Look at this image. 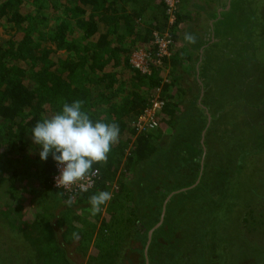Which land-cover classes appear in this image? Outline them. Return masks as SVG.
I'll return each instance as SVG.
<instances>
[{"label": "trees", "instance_id": "obj_1", "mask_svg": "<svg viewBox=\"0 0 264 264\" xmlns=\"http://www.w3.org/2000/svg\"><path fill=\"white\" fill-rule=\"evenodd\" d=\"M183 1H177L170 26L166 0H0V234L13 248L7 250L8 264H44V250L51 255L54 250L64 260L76 251L85 256L92 238L96 253L88 264H116L117 259L130 264L132 254L141 264H264V252L258 248L263 242L264 170L257 180L245 172L251 153L264 154V136L259 149L244 144L241 154L230 156L227 166L236 169L222 176L221 157L207 149L205 171L192 188L200 173L202 146L195 147L190 137L177 146L178 153L163 151L158 144L164 115L179 109L173 89L181 88L180 66L188 58L176 34ZM164 31L168 55L159 58L156 35ZM139 51L159 58L160 64L142 73L131 63ZM162 69L170 78L163 84ZM195 84L201 86L197 78ZM158 86L165 100L158 126L135 133L131 121L149 105ZM188 90L193 111L200 92L195 94L194 86ZM75 100L84 101L83 110L94 122L115 121L120 131L106 162L92 166L98 170L93 187L70 195L54 187L56 162L51 155L40 159L41 148L32 142L31 130L61 111L63 103ZM178 123L167 129L174 131ZM261 162L251 161L254 168L263 167ZM127 174H133L136 192L132 209L131 199L121 194L131 191L118 177ZM113 183L117 188L111 191ZM99 191L111 192L112 199L93 216L88 200ZM169 195L145 255L147 232L159 221ZM69 198H74V206L57 213L56 199ZM172 209L178 212L174 223L169 219ZM27 220L35 237L23 232ZM83 222L86 226L80 229ZM162 234L174 242H159ZM132 240L139 247L133 248Z\"/></svg>", "mask_w": 264, "mask_h": 264}, {"label": "rangeland", "instance_id": "obj_2", "mask_svg": "<svg viewBox=\"0 0 264 264\" xmlns=\"http://www.w3.org/2000/svg\"><path fill=\"white\" fill-rule=\"evenodd\" d=\"M177 1L178 0H173V6H172V4H170V2L166 0V2L168 4V9L166 11H167V13H169L168 25H170V26L175 22L174 18L172 17L173 15L171 13L173 12L172 10L176 8L175 6H176ZM197 1H199V4L200 3L204 4L203 3L204 0H197ZM185 2L186 1H184V4H182L181 6H184L185 9H187L189 11V13L191 12L190 13L191 17L194 16V11L197 13L198 10H202V9L204 10L203 12H201V16L199 17L200 18L199 23H203V18H205L204 15H206V17H209L210 13L208 11H211L213 8L222 7L223 4H226V2H224V0H219V1L215 0L213 3H210V1L209 2L207 1L204 4L205 6H199L197 3H194V1L190 2L188 0L186 3ZM241 2L243 3L244 1L241 0ZM245 4H246L245 10H243L241 12L242 17H244L245 15L248 14L247 15V22L243 23V25H245V27H242V29H240V30L236 29V32H233L232 31L233 29H231L230 27H228V26L222 27V26H220V24H218L216 26V29L214 32L215 35L217 33V38H215V36L213 37L212 35L208 36L210 38V42L207 43L206 46H208V50L205 51L206 55H208V56H205V58H204V56L200 57L199 64H198V69H199L198 71L200 72V76L206 84L208 81H209V83L213 84L214 87H211V88H212L213 92L216 93L215 95L217 97H219L220 99L227 100L230 98V95H233V97L235 99L241 98L243 100V103L239 104L237 107L232 108L234 115H231L230 117H228L226 119H222L220 121V124L226 125L224 128V132L220 133V140L225 141L227 145H229V144L238 145L239 140L238 139H232L231 136L232 135H243V136L247 135V139H246V137H240L239 136V138L242 142V144H239L240 147H242L247 142V144L243 148L250 147V148L259 149L260 144H262V142H263V139L260 138V139L254 141V139H257L260 135H252L250 132H249V134L247 133L248 125L251 124L252 117L255 115L256 110H259V109H252L250 107V105L246 102V100H251V98L253 97L250 95L251 90L262 91L260 86H263V89H264V0H255V1L254 0H246ZM181 13L184 14L185 12L182 11ZM237 13L239 14V12H237ZM239 15H237V16H239ZM232 16H233V14H232ZM252 17H253V19H252ZM183 19H185V18H183ZM231 23L235 24V20H232ZM193 25H194V27L195 26L197 27V30H195V32H196L195 34L191 33V29H193L194 27L193 28H190V27ZM247 25H248V28H247ZM178 26L179 27H176V29H177L176 34H178V36H180V37H181V35L184 36L186 34H191L195 37V43H198L200 40V35L197 34L200 32V30H204L205 35H208V32L210 33V28H208L206 26V27H203L201 29L196 20L194 21V23L191 21H185L184 22L182 20L179 22ZM165 31H164V34H162V36L167 35V32H165ZM183 31H185V32L183 33ZM222 31H224L225 35L227 32L232 31V35H233L232 43H230V41H227L228 37L222 36ZM0 33H1V28H0ZM212 38L217 39V41L214 43H211ZM202 39L203 38H201V40ZM236 39H238L239 42L243 41V43H235ZM180 43H181V41L178 40L177 44L181 46L180 47L181 52H183V53L185 52L184 54H187V56H188L187 60L182 61V64L180 66V70L184 74H183V78H181L179 81V82H181V88L186 90L187 95H182L180 93L179 89H181V88L178 87L179 88L178 89L179 92H178L177 88L174 87L173 91L178 96L176 101H177V105L179 107V109L176 111V113H174L173 118H171L174 120H176V119L181 120L182 119L181 116L184 113H190L191 112L190 107H191V104L193 102L189 101L192 98L190 97V94H189L190 92L188 90V86H194L193 84H191V82H192V80H191L192 79V77H191L192 76V68H193L195 58H198V56L202 52V49L197 50L198 48H196V47L193 48L192 46L181 45ZM132 56H131V58H132ZM227 59H230V61H227ZM245 59H248V63H247L248 66L247 65L244 66V67H248V68H246L247 74L245 75L248 81L243 83L241 81V78H239L238 82L241 81L240 85H234L233 86V84H232L233 80L238 78L237 74L234 75L233 69H237V68L238 69H244L241 63ZM225 70H226V75L222 74V76L220 78L221 72L225 71ZM225 76H227L226 77V79H227L226 86L230 85V87L227 88V90L224 92V90H223V84H224L223 78ZM160 78H161L160 79L161 84L169 82L170 78H169L168 70L162 69L160 72ZM185 79H187V80H185ZM241 85L244 88L241 87ZM194 91H195V89H194ZM262 92L264 95V91H262ZM153 96H155V97L159 96L163 100V102H165V100L161 97V86H158V88L155 89V92L152 94L151 97H153ZM232 102H236V101H232ZM259 111L260 112L257 113L258 115L256 114V117L261 115V112L264 111V108L259 110ZM182 122L183 123L181 125H179L175 128L176 131H180L181 130L180 128L186 124L185 120ZM187 133H188V135H193L191 131L187 132ZM262 135H264V134H262ZM168 141L169 142L171 141L170 138ZM235 142H237V143L235 144ZM234 148H236V147H229L228 149H226V151H225V149H223V152H221L220 154L227 157L229 155H232V153H235V152L237 153L241 150V149L237 150ZM163 151H165V150L163 149ZM238 154H241V153L239 152ZM262 160H264V154L260 153V152H259V154H256V155L251 153L247 157V162H250V163L247 165L248 168L245 170V172L251 173L252 178L255 177V180H257L259 178V174H263L264 166L263 167L258 166L256 168H254V164H252L251 161L261 162ZM242 162H243V160H242ZM261 163H264V161H262ZM56 201H57V204H59L58 205L59 209L57 210V213L61 209L64 210L65 206H71V207L74 206L73 203L71 205H69L67 203L68 201H60V199H56ZM261 205H263V203H261ZM257 207H259V205ZM255 212L257 213V210H255ZM11 216H13V214ZM16 216H17V213H16ZM28 217L29 218H27V219H30L31 213L29 214ZM16 221L17 220L12 219V222L15 224V226L18 227L19 223ZM29 223H30L29 220L24 222V224H26V225H25V228H23L24 229L23 232L27 233V235H29V236L35 237V234H34L35 231L31 230V224H29ZM35 226H36V224H35ZM85 226H86V223L83 222L82 225H79L78 227L81 229V228H84ZM20 228L21 227H19V230L22 231L23 229L21 230ZM259 233H260L261 237H263V242H262V244H260V247H258V248H260L262 250V252H264V224L262 225V227H260ZM96 234H95V237H96ZM94 241H95V239L92 238L89 246L85 250V253H86L85 256H82L83 253L81 251L80 252L76 251L75 252L76 254L73 256V258H69V259L64 260L60 257L61 254H59V253L55 254L54 250H51L52 255L49 253L48 250H44V252H40L41 253L40 257H41L44 264H88L87 260L89 259V257H91L90 255H93L96 253V249L93 246ZM45 246H47V245L45 244L43 247H45ZM10 249H13L12 246H11V248H8V246L3 242V233H1L0 234V264H8L11 256L10 257L8 256L10 252L7 253V250H10ZM46 249H49V247H47ZM44 255H48V256H44ZM55 255L57 258L53 257ZM47 259H50V260H47ZM137 260H140V259L138 257L134 256V254H132L131 255V262L135 264ZM141 262L142 261L140 260V264H141ZM29 263L30 264H36V263L38 264L39 262L35 263L34 260H31ZM115 263L116 264H122V261L120 259H117L115 261Z\"/></svg>", "mask_w": 264, "mask_h": 264}, {"label": "crops", "instance_id": "obj_3", "mask_svg": "<svg viewBox=\"0 0 264 264\" xmlns=\"http://www.w3.org/2000/svg\"><path fill=\"white\" fill-rule=\"evenodd\" d=\"M186 2L188 0H185ZM194 1V3H197L199 6H205V2H209L213 3L215 0H204L203 3L204 4H199V1L197 0H189ZM219 1V0H218ZM244 1L243 3L241 2V0H224V2H226V4H223L222 7H217V8H213L211 11H208L209 17L203 18V23H199L200 22V16H201V12H203L204 10H198V12L196 13L194 11V16L191 17L190 13L187 9H185L184 6H182V11H184L185 13L182 14V20L185 21H191L194 23V21L196 20L197 23L199 24V27L202 29L203 27H208L210 28V33L208 32V35H205V31L204 30H200L199 34L200 35V40L198 43H189L187 42L184 37L185 35H181V37L179 36V41H181V45H189L192 46L193 48H198L197 50L202 49V52L200 53V55L198 56V58H195L194 64H193V68H192V82L194 83V89H195V94H197L198 92H200V95L198 96V100L195 101V105L193 111H191L190 113H184L181 117V120H174L171 119L173 118V114L172 115H164V121H162L159 124V130H160V138H159V142L158 144L161 146L162 149L167 150L170 149V151H173V153H178V147H180L181 143H183L188 137H190L191 139H193L195 141V147L198 148V146H202V157L200 160V173L197 176V179L195 180V182L192 184V187H195L200 179H201V171L203 172L204 166V160H205V151L208 149V151H212L215 154L219 155L221 157V164L220 165V170L222 171V174H220L219 176H222L225 174V171H229V170H235V166L229 167L227 166L228 164V158L232 155H237L239 152H235L232 153V155H229L227 157H225L224 155H221L220 153L223 152V149H228L229 147H236L234 149H240V145L242 144L240 137H246L247 139V135L243 136V135H232L231 138L232 139H238L239 140V144L238 145H233V144H229L227 145L225 141H221L220 140V133L224 132V128L226 125H222L220 124V121L222 119H226L228 117H230L231 115H234V112L232 111V108L237 107L239 104L243 103V100L241 98L235 99L233 97V95H230V98L225 100V99H220L219 97H217L213 92L211 87H214L213 84L209 83V81L207 82V84L203 81V79L200 76V72L198 71V64H199V59L201 56H208L206 55V52L208 50V46L207 43L210 42V38L208 37L209 35H212L213 37L215 36V38H217V33L215 35V29L216 26L218 24H220V26L224 27V26H228L231 29H233V32H236L237 30L242 29V27H245V25H243V23L247 22V15H245L244 17H242L241 12L243 10H245V2L246 0H242ZM255 1V0H254ZM189 3V2H188ZM184 4V1L183 3ZM244 8V9H243ZM200 12V13H199ZM239 12V14L237 13ZM199 13V14H198ZM233 14V16H232ZM239 15V16H237ZM237 16V17H236ZM185 18V19H183ZM234 18V19H233ZM253 19V17H252ZM232 20H235V24H232ZM193 26H191L190 28H193ZM248 28V25H247ZM195 30H197V27L195 26L193 29H191V33H196ZM209 31V30H208ZM232 31L231 32H227L226 35L224 33V31H222V36L223 37H228L227 41H230V43H232V39H233V35H232ZM185 31H183L184 33ZM207 36V37H206ZM201 38H203L201 40ZM217 39L212 38L211 43L216 42ZM229 43V44H230ZM235 43H243L239 42L238 39H236ZM227 61H230V59H227ZM248 63V59H245L241 64L243 66L244 69H233L234 75L237 74L238 78L233 80L232 84L234 85H240L241 81L243 83H245L247 80L246 78V74H247V69L248 67H244L245 65H247ZM248 66V65H247ZM227 70V69H226ZM226 70L222 71L220 74V78L222 76V74L226 75ZM187 71V70H186ZM227 76H225L223 78L224 84H223V90L224 92L227 90V88L230 87L226 86L227 84ZM197 78L198 82L201 83L200 85L195 84V79ZM239 78H241V81H239ZM190 80V81H191ZM241 87H243L241 85ZM244 88V87H243ZM261 90L264 91L263 86H260ZM262 91H257V90H251L250 95L253 96L251 98V100H246V102L250 105V107L252 109H263L264 108V95ZM152 96V95H151ZM254 98V99H253ZM232 101H236V102H232ZM193 102V101H190ZM245 103V102H244ZM256 110L255 115L252 117V122L251 124L248 125L247 127V133L249 134V132L252 135H260L257 139L258 140L260 138H263L264 135V111L261 112V115L256 117V114L259 113L260 111ZM159 114V113H158ZM258 115V114H257ZM138 115H136L132 121H131V129L134 130L135 133H139L135 130L134 128V121L135 118ZM171 120H173L174 123L179 122L177 126L181 125L183 122L182 121H186V124L183 125L180 129V131H176L174 129V131L169 130L167 128H169V125H173V122H171ZM166 128V129H165ZM169 131V132H168ZM192 132L193 135H188L187 132ZM138 134H135L134 136H132L127 144V148L126 150L128 151L131 147H132V142L135 140L136 136ZM170 138V142L168 141ZM167 142V143H166ZM249 142V141H248ZM237 142H235L236 144ZM247 144V142L245 143ZM172 146V147H171ZM200 149V148H199ZM201 152V151H200ZM193 165V164H192ZM120 171H122V169H120ZM122 176L121 178L123 179V182H126V188L128 191H131V193H121L123 195H126L125 197H127L128 200L131 199V201L129 202V207L130 209H132L133 207V196L135 197L136 192L133 191L134 186L132 185V183L134 182L133 179V174H127V175H118ZM212 187V186H211ZM117 188V183H113V188L111 189V191L115 190ZM214 189V187H213ZM212 189V191H213ZM126 190V191H127ZM182 191H185L182 190ZM211 191V192H212ZM177 192H181L180 190H178ZM174 192V193H177ZM214 192V191H213ZM125 193V194H124ZM124 197V199H125ZM170 198V195L164 200L163 204H162V209H161V214H160V218L162 216V218L164 217V213H165V209H166V204L168 202ZM124 199L122 201H124ZM121 201V202H122ZM125 204V202H124ZM168 210V209H167ZM163 213V215H162ZM178 212L174 211L173 209L170 211V221L172 219H178L177 217ZM130 217V216H129ZM160 218L159 221L147 232V243H146V248L144 250V254L147 251V246L150 243L151 240V236H152V232H154L155 230H157L158 226H160L161 222H160ZM162 221V220H161ZM177 221H171V223H174ZM118 227V225L116 226ZM166 234V233H164ZM163 237V238H162ZM162 237L158 240L159 242H163V243H173L174 240L173 238H164V235L162 234ZM163 239V240H162ZM135 240H132V245L133 248L139 247V243L138 242H134ZM130 264H134L132 262H130ZM135 264H140V260H137Z\"/></svg>", "mask_w": 264, "mask_h": 264}, {"label": "clouds", "instance_id": "obj_4", "mask_svg": "<svg viewBox=\"0 0 264 264\" xmlns=\"http://www.w3.org/2000/svg\"><path fill=\"white\" fill-rule=\"evenodd\" d=\"M174 11V10H172ZM174 18V13H171ZM184 39L195 43V37L186 34ZM84 101L75 100L71 104L65 102L61 111L51 117L37 122L32 128V142L40 146L39 157L46 161L51 155L57 163L59 176L58 187L70 188L75 185L80 191H87L81 183L85 177L94 173L93 164L104 163L113 145L119 139V125L113 121H93L83 110ZM74 198H69L68 204ZM112 199L109 191H99L89 197L90 214L96 215L101 206Z\"/></svg>", "mask_w": 264, "mask_h": 264}, {"label": "built area", "instance_id": "obj_5", "mask_svg": "<svg viewBox=\"0 0 264 264\" xmlns=\"http://www.w3.org/2000/svg\"><path fill=\"white\" fill-rule=\"evenodd\" d=\"M172 4L173 6V0H167ZM157 37V43H158V52L156 56L159 58L163 55H168V43L169 40L166 39L164 36L156 35ZM159 58L157 60L153 59L148 54H145L143 52H136L133 54L131 58V63L134 67L139 69L142 73H148L149 72V67L151 64L156 63V65L160 64ZM164 106L163 100L158 96V97H151L149 105L144 109V111L139 114L134 121V128L137 132H144V131H149L150 129H155L158 126L157 122V116L158 113L161 111V109ZM56 168V174L53 177V185L57 189H62L64 193L70 194V195H76L78 192H84L80 191L79 188L75 185L71 186L70 188H65V187H58L56 184V178L59 176V169L57 166V163L55 165ZM97 170V169H93ZM98 175V171H94L93 174L87 176L84 178L81 183L85 184L87 189H91L93 185L96 182V178Z\"/></svg>", "mask_w": 264, "mask_h": 264}, {"label": "water", "instance_id": "obj_6", "mask_svg": "<svg viewBox=\"0 0 264 264\" xmlns=\"http://www.w3.org/2000/svg\"><path fill=\"white\" fill-rule=\"evenodd\" d=\"M162 215H163V213H162ZM161 220H162V216H161V218H160V222H161ZM145 255H146V252H145ZM146 262H147V260H146ZM146 264H148V263H146Z\"/></svg>", "mask_w": 264, "mask_h": 264}, {"label": "bare ground", "instance_id": "obj_7", "mask_svg": "<svg viewBox=\"0 0 264 264\" xmlns=\"http://www.w3.org/2000/svg\"><path fill=\"white\" fill-rule=\"evenodd\" d=\"M186 3V2H185ZM216 6V5H215ZM208 8V7H207ZM162 33V32H161ZM169 38V37H168ZM162 60V59H161ZM152 67V66H151ZM170 71V70H169ZM179 72V71H178ZM65 194V193H64ZM79 194V193H78ZM122 245V244H121ZM82 256H84V255H82ZM77 257V256H76Z\"/></svg>", "mask_w": 264, "mask_h": 264}]
</instances>
